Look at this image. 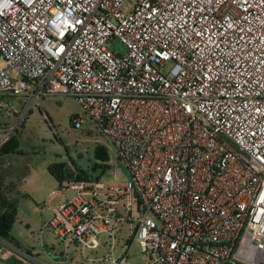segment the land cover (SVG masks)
Masks as SVG:
<instances>
[{
  "label": "built area",
  "instance_id": "built-area-1",
  "mask_svg": "<svg viewBox=\"0 0 264 264\" xmlns=\"http://www.w3.org/2000/svg\"><path fill=\"white\" fill-rule=\"evenodd\" d=\"M52 95L79 102L129 176L71 181L45 223L59 244L84 257L106 237L100 264H134L135 242L145 264H264V0H0V96L23 119Z\"/></svg>",
  "mask_w": 264,
  "mask_h": 264
},
{
  "label": "rangeland",
  "instance_id": "rangeland-1",
  "mask_svg": "<svg viewBox=\"0 0 264 264\" xmlns=\"http://www.w3.org/2000/svg\"><path fill=\"white\" fill-rule=\"evenodd\" d=\"M110 47L120 55L127 54L126 47L118 40H112ZM24 104L20 97L0 96V147L7 143L8 149L17 147L14 153L0 154L3 190L18 209V219L10 228L9 238L30 256L47 264H100L96 260H103L111 253L109 239L105 237L106 247L94 252L87 249L83 257L77 245L67 249L59 244L53 232L45 228V223L64 197L71 200L77 195L68 189L77 174L108 186L127 182V170L112 141L101 133L74 97L41 98L25 118L20 119ZM74 119H82L80 126L73 125ZM102 155L107 157L106 161ZM51 167L66 173L63 185L50 174ZM116 171L120 172L119 178ZM130 236V227L124 225L115 244V258L122 256L123 239L128 241ZM0 246L9 252L10 258L4 260L5 264L18 256L7 241L0 240ZM129 256L132 263L145 264L143 247L138 242L131 246ZM22 260L24 264H43L34 258ZM0 264H4L2 259Z\"/></svg>",
  "mask_w": 264,
  "mask_h": 264
},
{
  "label": "trees",
  "instance_id": "trees-1",
  "mask_svg": "<svg viewBox=\"0 0 264 264\" xmlns=\"http://www.w3.org/2000/svg\"><path fill=\"white\" fill-rule=\"evenodd\" d=\"M16 150H17L16 146L11 149H8V143H7V145L5 144L0 147V154L3 152L10 154V153H14ZM102 158L105 159L104 161L107 160V157L104 155H102ZM49 172L61 185H63V183L67 179L66 173L58 167L56 168L51 167ZM80 179H85V178H80V177L77 178V180H80ZM61 188L63 190V187ZM17 219H18L17 205L13 201L9 200V198L4 193V190L0 188V238L20 248L19 246L14 244L9 238L10 228L12 227V225L16 223ZM6 262H7L6 264L8 263L9 264H24L23 262L19 261L15 257H12V259H9V261H6Z\"/></svg>",
  "mask_w": 264,
  "mask_h": 264
},
{
  "label": "crops",
  "instance_id": "crops-1",
  "mask_svg": "<svg viewBox=\"0 0 264 264\" xmlns=\"http://www.w3.org/2000/svg\"><path fill=\"white\" fill-rule=\"evenodd\" d=\"M0 158H1V155H0ZM0 168H2V166H0ZM78 177H80V178H85L86 179V176H84V175H77V176H75L74 178H73V180H77V178ZM5 185V183H1V180H0V188L1 189H3V186ZM8 254H9V252L7 253V251L5 250V249H3V248H0V259H2V262H4V264H5V259L6 258H10L9 256H8Z\"/></svg>",
  "mask_w": 264,
  "mask_h": 264
}]
</instances>
